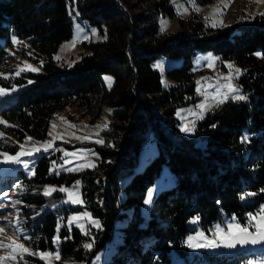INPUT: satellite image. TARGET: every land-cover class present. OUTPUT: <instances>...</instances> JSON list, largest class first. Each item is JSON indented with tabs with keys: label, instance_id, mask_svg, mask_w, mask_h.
<instances>
[{
	"label": "trees",
	"instance_id": "16d2710c",
	"mask_svg": "<svg viewBox=\"0 0 264 264\" xmlns=\"http://www.w3.org/2000/svg\"><path fill=\"white\" fill-rule=\"evenodd\" d=\"M175 12L170 0H0V86L18 88L0 100V152H16L28 135L44 139L52 116L67 105L92 118L103 104L112 108L94 168L51 172L50 157L41 154L31 174L19 168L0 183L1 190L18 191L29 246L58 250L56 264H90L115 229L121 238L104 264H250L247 252L190 255L184 238L193 217L204 227L225 214L245 223L264 204V13L210 25L193 12L178 19L176 31L162 32L160 17ZM74 17L103 39L82 41L73 64L58 63L54 54L72 37ZM205 51L238 65L244 99L222 103L188 135L175 114L197 99L193 61ZM158 58L180 62L162 73L153 65ZM25 62L38 70L25 69ZM104 74L113 77L109 88ZM147 132L156 148L140 166ZM164 165L174 179L154 194L146 214L145 195ZM73 182L82 206L59 204L63 192L56 187ZM47 184L57 189L51 195L44 194ZM83 208L100 220L87 233L66 225L69 212ZM20 264L44 261L25 253Z\"/></svg>",
	"mask_w": 264,
	"mask_h": 264
},
{
	"label": "rangeland",
	"instance_id": "374dc122",
	"mask_svg": "<svg viewBox=\"0 0 264 264\" xmlns=\"http://www.w3.org/2000/svg\"><path fill=\"white\" fill-rule=\"evenodd\" d=\"M170 2L175 6L176 12L173 17L167 15L160 17L159 27L162 32L176 31L179 27L178 19L186 18L193 12L203 17L210 25L245 23L249 22L255 15L264 13V0H212L207 4H200L194 0H170ZM101 39H103V36L96 28L86 21L74 17L72 37L60 44L54 54V59L58 63L71 65L79 58V53L83 51L82 41H96ZM179 62L180 58H158L153 62V65L160 72L164 73L166 68L171 64H178ZM28 65L38 70L37 66L26 62L24 63V68L27 69ZM193 70L195 96L197 99L193 103L179 107L175 114L180 129H191V131H183L188 135L195 134L194 129L198 121L204 118L210 111H214L219 107L222 108L223 105L221 104L228 100H232L231 102L235 103L239 102L240 99H233V97L243 96L237 83L240 68L231 59L222 58L212 51L198 52L193 61ZM103 81L105 87L109 88L113 82L112 75L104 74ZM163 81L164 84L171 83L165 76H163ZM225 85H230L231 89L225 87ZM0 88L6 90V94L0 95V100L5 95L18 91L17 87L4 88L0 86ZM221 100H223L222 103L219 102ZM199 105H205V107H198ZM154 112L164 126L167 128L172 126V121L168 120L161 110L154 108ZM111 118L112 108L107 104L102 105L99 115L95 118H92L88 113L83 114L82 108L78 106H65L50 119L47 136L44 139H37L28 135L20 142L16 152H0L9 155H15L19 152L32 153V155L21 156V160L28 163V168H25L23 163H4V157L0 155V183L8 176L14 174L19 168L31 174L33 171L32 166L41 154H46L50 157L51 172L77 173L85 169L94 168L100 160L97 147L103 143L102 132L107 128ZM0 121H4L1 114ZM2 134L3 131L0 129V135ZM98 141H102V143ZM45 144H51L52 147L48 151H44L43 146ZM37 148L41 150L38 152L35 151ZM155 148V143L150 139V133L147 132L145 148L140 157V166L147 162L148 158L154 153ZM53 162H55V165ZM173 179L167 167L165 165L162 166L159 177L148 188L145 195L142 210L146 214L149 211L154 194ZM61 187L73 192L74 197H79L82 201L80 187L77 182H73L71 185L57 186L56 188L60 189ZM49 188H55V186L47 184L43 187V191L45 192ZM61 192H63V198L59 204L71 205L73 207L82 206V202L72 203L69 201L68 193ZM149 192L152 193L150 202L145 203L146 200H149ZM22 205L23 203L18 197L17 190L12 188L0 189V229H3V231H0V264H20V259L25 253L38 256L44 261V264H56V260H59L56 258V254H59L58 250H35L29 246L27 242L30 236L29 228L25 226V219L20 214ZM84 213L88 215L85 216ZM74 216L78 218L73 220L72 217ZM262 216H264V204L261 205L258 212L250 214L245 223L239 221L235 215L225 214L221 221L218 220L210 226L204 227L200 224L197 217H193L188 221V226L193 231H190L185 236L184 243L188 247L190 255L194 253L201 254L203 252L220 254L247 252L248 263L264 264V243L237 244L234 248L223 246L225 234L228 232V225L239 224L241 227L247 228L249 233L256 234L258 227L261 225ZM252 217H255V219H252ZM122 224H124V220H119L116 226L118 227ZM66 225L68 227L76 226L83 233H87L90 227H99L100 220L93 216L90 211L83 208L69 212L66 218ZM217 228L222 230L220 234L217 233ZM120 233V229H115L112 239L92 257L90 264L105 263L110 253L114 250L116 243L120 240ZM200 233H203V236L199 235ZM190 237L193 238L191 241L189 240ZM13 241L17 245H23L27 249V252L19 248L13 250V248L7 247ZM208 242H212L213 244L219 243L221 246L213 248L200 246ZM190 243L192 245L191 247H189ZM41 253H52V255L42 257Z\"/></svg>",
	"mask_w": 264,
	"mask_h": 264
},
{
	"label": "snow or ice",
	"instance_id": "6c2138e0",
	"mask_svg": "<svg viewBox=\"0 0 264 264\" xmlns=\"http://www.w3.org/2000/svg\"><path fill=\"white\" fill-rule=\"evenodd\" d=\"M24 69H20V71H23ZM27 70L30 71H36L37 69L32 68L31 65L27 66ZM237 72H239V70H237ZM18 74V73H17ZM31 83V81H30ZM225 87H228L231 89L230 85H225ZM233 91H235L234 89H232ZM6 94V90L3 88H0V95H4ZM233 99H244L243 96H234ZM220 103L223 102V100L219 101ZM198 107H205V105H199ZM0 123H4V121H0ZM182 131H191V129H187V128H182ZM100 143H102V141H98ZM52 147L51 144H45L43 146V150L44 151H48L49 148ZM40 148L35 149V151H40ZM0 155H2L4 157V163H13V164H21L23 163V166L25 168H28L29 165L27 162L22 161L21 160V156L24 155H32L31 152H19L15 155H9L7 153H0ZM67 155V153H66ZM53 164L55 165V162H53ZM77 184H79V182H77ZM57 189L55 188H49L45 191V195H51V193L53 191H56ZM59 191H64L68 193V197H69V201L72 203H81L82 201L79 199V197H74L73 192L69 191L66 188L61 187L59 189ZM149 200H146L145 203H149L150 202V198L152 193L149 192ZM254 195V194H253ZM85 216H87V213H84ZM78 217L74 216L72 217L73 220H76ZM252 219H255V217H252ZM95 223V222H94ZM98 226V224H97ZM0 231H3V229H0ZM17 231H19V229H17ZM221 229L217 228V233L220 234L221 233ZM199 235L203 236V233H200ZM191 239H193L192 237L189 238V240L191 241ZM259 244V243H264V216L261 217V225L258 227L257 229V233L256 234H252L248 232V229L245 227H241V225L239 224H230L228 225V232L225 234V238L223 240V246L227 247V248H234L236 247L237 244ZM191 243L189 244V247H191ZM201 247H208V248H213V247H220L221 245L219 243L217 244H213L212 242H208L206 244H202L200 245ZM7 247L13 248V250H15L16 248L21 249L24 252H27V249L23 247V245H17L15 244V242L13 241L12 244L7 245ZM85 247H90V245H85ZM51 256L52 253H41V256ZM56 258L59 259V254H56Z\"/></svg>",
	"mask_w": 264,
	"mask_h": 264
}]
</instances>
